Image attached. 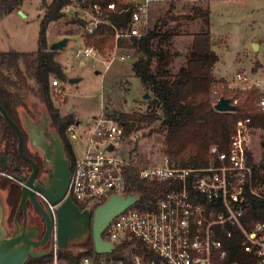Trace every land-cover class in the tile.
<instances>
[{"label": "built area", "instance_id": "obj_1", "mask_svg": "<svg viewBox=\"0 0 264 264\" xmlns=\"http://www.w3.org/2000/svg\"><path fill=\"white\" fill-rule=\"evenodd\" d=\"M52 1L41 0L45 4ZM155 1L158 0H125L124 6L117 10L114 2L103 7L93 0H68L59 12L60 18L76 15L86 36L104 26L113 36L117 49L119 42H129L145 33L149 27L150 5ZM109 11L128 13V21L111 20ZM98 51L94 45L84 44L75 50L73 58L99 57ZM112 59L125 62L130 56ZM112 59L105 64L106 70ZM231 84L230 89L238 92L254 91V112L264 113V78H251L244 72H236ZM51 87L57 91L60 81L53 80ZM219 98L225 97L215 91L210 93L212 107ZM225 99L234 107L239 102L238 97ZM75 129L73 124L66 130L74 153L67 196L78 208L82 206L92 213L111 196L125 194V172L129 168L143 181L168 182L170 187L157 194L149 206L140 204L139 200L114 216L100 234L104 243L114 245V252L98 255L93 250L80 264H239L227 261L224 242L219 238L230 239L233 230L240 237L241 252L254 264H264V223L256 222L246 228L240 220L248 196L264 197L263 167L249 155L255 129L250 115L235 121L226 151H219L216 146L208 148L203 168H176L169 165L167 157L161 165H138L130 158H123L118 152L124 138L123 128L117 121L103 116L92 119L90 131ZM75 146L81 148V154L76 152ZM38 196L54 219L49 264H61L54 206Z\"/></svg>", "mask_w": 264, "mask_h": 264}, {"label": "trees", "instance_id": "obj_2", "mask_svg": "<svg viewBox=\"0 0 264 264\" xmlns=\"http://www.w3.org/2000/svg\"><path fill=\"white\" fill-rule=\"evenodd\" d=\"M93 1L103 7L109 2H114L117 10L124 6L123 0ZM66 2L68 0H53L50 4L43 2L45 11L39 21L36 51L0 52V105L18 126L23 142L26 144L27 137L20 124L19 110L28 111L25 101L28 94L40 100L49 112L52 127L65 143L71 169L74 153L66 136V130L70 125L75 124L76 120L72 114L61 118L52 105L49 78L53 76L61 82H66L67 79L60 64L54 60L56 53L48 50L46 40L47 25L62 16L59 9ZM175 2V0H169L170 6L159 20L153 26H149L143 35L132 38L130 46L127 43L120 45L134 48L140 55L131 65V69L134 77L139 79L143 87L150 92L148 104L151 109L145 114H120L117 121L123 128L124 136H129L133 131H137L142 123H158L156 131L164 136L163 151L169 156V165L180 169L203 168L206 165L207 151L210 146H216L219 151H226L228 136L235 121L251 113L253 125L258 128L261 121L264 122V113L252 112L255 99V92L252 90L247 92L230 91L234 93L233 97H239L235 113H221L212 109L209 96L211 86L215 82L212 68L217 62V56L210 48L209 10L206 6L193 4L188 13L174 14ZM20 3V0H0V21L6 14L18 9ZM109 17L115 22L126 23L129 15L128 13L119 14L109 11ZM182 19L186 21L198 20L203 27L192 34L191 49L185 66L173 74L170 72V66L174 60L173 53L159 47L154 49L153 45L158 40L159 43H165L169 38L178 35L179 32L163 30V28L170 21ZM101 32L102 30H98L95 34ZM260 144L264 147V130ZM16 145V134L0 113V155L7 146L9 153L17 156ZM248 163H250L249 156ZM259 167H263L264 170V163H259ZM255 171L256 168L253 167V173ZM3 173L5 172L0 170V191L7 194L8 228L11 230L21 192L20 186L2 175ZM9 174H13V172H9ZM169 188L168 182H146L139 179L131 168L125 172L124 192L140 196V204L149 206L157 194ZM79 209L83 210V207L79 206ZM21 218L20 215L19 221ZM240 220L246 228L256 222L264 223V197L248 196L246 210ZM219 238L224 242L227 261L254 264L249 256L241 252L240 237L235 230L232 231L230 239H224L222 236ZM92 247L91 237H89L83 245L75 247L79 249V252L75 253L72 247H68L66 250L58 252V259L65 264H80L83 257L93 252ZM51 261L52 256L47 255L38 259L29 258L25 264H49Z\"/></svg>", "mask_w": 264, "mask_h": 264}, {"label": "rangeland", "instance_id": "obj_3", "mask_svg": "<svg viewBox=\"0 0 264 264\" xmlns=\"http://www.w3.org/2000/svg\"><path fill=\"white\" fill-rule=\"evenodd\" d=\"M175 1L174 14L188 13L193 4L206 6L209 10L210 48L218 56L214 69L215 82L211 86V92L215 91L222 97L228 95L233 97L234 93L231 92L235 90L230 87H232L231 79L236 72L264 78V0ZM169 6V0L153 2L149 9V26H153ZM22 9L27 12V17H21L19 14L7 17L0 25V39L5 42L3 47L9 45L21 51L33 52L36 50L39 21L44 14L45 4L41 0H22ZM202 27V23L198 20L170 21L163 30L169 29L179 34L169 38L165 43H159L158 40L153 48L169 50L178 59L176 65H185L191 49L192 34ZM98 30L102 32L98 34L95 32L92 36L84 35L76 15L59 18L47 25V46L48 42L58 40L70 33L80 34L84 44L94 45L99 50L97 61H93L94 59L80 61L73 58V53L81 45V38L78 35L71 38L70 44L63 52L55 54V60L61 64L66 79L75 76L74 78H80L81 81L76 87L67 86L68 79L66 82L60 81V88L56 91L51 87V82L58 79L53 76L49 78L50 97L54 109L58 111L61 118L72 114L87 124L96 116L117 121L120 114L149 112L151 108L148 101L143 100L142 97L151 94L131 73V62H119L116 61L117 59H112L115 56H130L131 59L137 60L140 55L134 48L120 46L125 43L130 46V40L119 42L115 49V40L110 31L104 26L99 27ZM111 59L112 63L106 70L105 64L111 62ZM176 65L173 68L178 67ZM63 86L66 88V94ZM27 106L29 112L19 110L21 127L23 111L32 120H38L41 117L40 109L43 105L41 106L40 101ZM101 112L102 114L99 115ZM252 112L255 113L254 109ZM157 129L158 123L140 124L137 131L124 136L118 147L120 156L130 158L138 165H161L163 159L169 156L163 151L164 136L157 132ZM86 130H88L87 127ZM75 131H81V129L78 128ZM260 140V131L255 128L250 139L249 155L253 161L264 163V147L261 146ZM75 147L76 152L81 154V148ZM75 247L72 246L73 252H79V249ZM61 264L65 263L61 262Z\"/></svg>", "mask_w": 264, "mask_h": 264}, {"label": "water", "instance_id": "obj_4", "mask_svg": "<svg viewBox=\"0 0 264 264\" xmlns=\"http://www.w3.org/2000/svg\"><path fill=\"white\" fill-rule=\"evenodd\" d=\"M19 14L24 16V13L20 10ZM67 43L68 38L62 37L50 43L48 50L51 52L62 51ZM77 81L76 79H69L67 82L74 84ZM149 98L147 95L142 97L143 100H148ZM25 101L27 105H30L40 100L28 94ZM42 105L43 107L40 109L41 117L38 120H32L24 111L22 112V129L28 137L30 146L41 152L46 160L51 163L53 178L51 193L46 191L40 183L36 186L33 185L37 167L23 154L20 130L0 105L1 115L17 136V151L19 155L29 162L33 169L27 182L21 188V198L13 218L12 231L8 228L9 207L7 205V194L4 191H0V264H25L29 258H42L49 255L52 251L53 215L50 209L47 208V210L38 203L36 195L43 196L51 206H54L55 231L57 249L59 251H64L68 247L83 245L89 238V229L91 227L93 250L98 255L111 254L115 250L114 245L104 243L100 237L110 220L140 200V196L132 193L113 195L91 213L87 210H79L69 196L65 197L70 175L69 163L65 159L61 141L52 127L49 112L41 102ZM212 109L221 113H233L236 111V107L230 105L228 99L225 98H219ZM44 131H51V136L47 134L49 136L48 140H46ZM111 149L112 147L109 148V150ZM6 159L2 150L0 155L1 171H5ZM59 185L62 186L61 190L57 189ZM27 203L32 205L45 224V232L41 240H38L40 233L29 225ZM20 213L23 216L21 224L18 222Z\"/></svg>", "mask_w": 264, "mask_h": 264}, {"label": "flooded vegetation", "instance_id": "obj_5", "mask_svg": "<svg viewBox=\"0 0 264 264\" xmlns=\"http://www.w3.org/2000/svg\"><path fill=\"white\" fill-rule=\"evenodd\" d=\"M23 132L25 133V131H23ZM50 132L51 131H44V133H46V135H45L46 140H48L49 136H51ZM54 132L56 133V135L58 136V138L61 141L63 150L65 152V159L69 163V172H70V159L68 158L66 150H65V143H64L62 137L58 134V132L57 131H54ZM25 135H26V133H25ZM26 137H27V135H26ZM51 140H52V137H51ZM25 141H26V144H25V142H23V139H22L23 154L27 158H29L37 167L36 177H35L33 185L36 186L37 184L40 183V184H42V186L44 187V189L46 191L51 193L50 190H52L51 188L53 187L52 186L53 178H52V171H51V168H52L51 163L46 160V158L44 157V155L41 152H39L37 149H33L30 146V144L28 142V137L26 138ZM47 143H49V142L47 141ZM17 144H18V140H17ZM24 149L27 151H25ZM3 152L5 153V157L7 158L6 162H5V171H3L5 173H3V175L5 177H7L8 179L14 181L16 184H18L20 186V192H21L22 186L24 185V183L27 182L30 174L33 171L32 166L29 162L25 161L19 155V153L17 151V145H16L17 156L10 154L8 149H7V146L4 148ZM9 172H13V174H9ZM69 180H70V175H69ZM69 180H68V184H67V189H68V185H69ZM62 183H63V181H62ZM57 189L61 190L62 186L61 185H59V187L57 186ZM65 197H67V190H66ZM36 199L40 205H42L46 209L48 208V206L42 201V199L38 195H36ZM27 213H28V222H29L30 227H32L34 230H37L38 233H40V238L38 240H41L43 235H44V232H45V224H44L43 220L38 216L37 212L34 210L32 205L29 203H27ZM20 215L22 216V213H20ZM20 215H19V217H20ZM91 217H92V215H91ZM22 219H23V216H22L20 221L18 219L19 224H21ZM12 223H13V221H12ZM12 230H13V228L10 231H12ZM89 237H91V227L89 229ZM46 245H47V243H46Z\"/></svg>", "mask_w": 264, "mask_h": 264}, {"label": "crops", "instance_id": "obj_6", "mask_svg": "<svg viewBox=\"0 0 264 264\" xmlns=\"http://www.w3.org/2000/svg\"><path fill=\"white\" fill-rule=\"evenodd\" d=\"M21 1V3H20V5H19V8L18 9H16V10H13V11H11L10 13H8V14H6L2 19H1V21H0V25L3 23V21L7 18V17H9V16H11L12 14H19V10L22 12V13H24V16H22L21 14H19V15H21V17H27V12L24 10V9H22V0H20ZM203 3V2H202ZM53 22V21H52ZM79 23H80V26H81V21H79ZM82 28V27H81ZM66 36H63V37H67L68 38V43H67V45H66V47H68V45L70 44V40H71V38L72 37H75V36H78L79 35V37L81 38V45H79V48H81V47H83V45H84V42H83V37L80 35V34H70V33H67V34H65ZM58 38V37H57ZM54 40H56V39H54ZM54 40H52V42H54ZM36 42H37V39H36ZM52 42H48L49 44L50 43H52ZM3 44H5V42H4V40H2V39H0V48H1V50H0V52H31V51H21V50H19V49H16L15 47H13V46H7V47H3ZM66 47L64 48V50L66 49ZM254 47L255 48H257V46L256 45H254ZM3 48H6V49H8V50H4ZM36 48H37V45H36ZM64 50H62V51H57V52H55L56 54L58 53V52H63ZM34 51H36V50H34ZM33 51V52H34ZM217 56V55H216ZM72 57H73V55H72ZM97 58H98V56H96V57H92V58H86V59H83V60H88V59H94L93 61H97ZM101 59V58H100ZM54 60H55V56H54ZM177 60L178 59H176L175 57H174V60H173V62H172V64H171V66H170V72L171 73H173V74H175L180 68H182V67H184L185 65H176L177 63ZM56 61V60H55ZM80 61H82V60H80ZM116 61H118V60H116ZM131 62V65L133 64V62L135 61V60H133V58L131 59H128L127 60V62ZM57 62V61H56ZM119 62H121V61H119ZM126 62V61H125ZM217 62H218V56H217ZM217 62L213 65V68H212V74H213V76H214V69H215V66H216V64H217ZM60 64V63H59ZM61 65V64H60ZM178 66V67H174L173 68V66ZM61 68H62V66H61ZM108 69V68H107ZM62 71H63V68H62ZM130 71H131V73L133 74V76H134V73H133V71H132V69H130ZM97 73V72H96ZM256 73H258V71H256ZM259 74V73H258ZM75 76H72V77H68L67 79L69 80V79H76V80H78L76 83H74V84H69L68 82H67V86H71V87H73V86H75L76 87V85H78V83H80V81H81V79L80 78H74ZM249 77H251V78H256V79H258V77L257 76H249ZM143 87V86H142ZM63 88L65 89V94H66V88H65V86H63ZM129 88V87H128ZM146 101H148V100H146ZM102 114V112L99 114V115H101ZM97 117V116H96ZM74 118L76 119L77 117H75L74 116ZM95 117H93L92 119H94ZM92 119H91V121H90V123L89 124H87V123H84V122H81L80 120H78V118L76 119V123H75V126H76V130L79 128V129H81V131H85V128L87 127L88 128V130H86V131H90V128H91V125H92ZM263 124H264V122H262L261 121V125L257 128V130L258 131H260V135H261V140L263 139V130H264V128H263ZM260 140V141H261Z\"/></svg>", "mask_w": 264, "mask_h": 264}]
</instances>
